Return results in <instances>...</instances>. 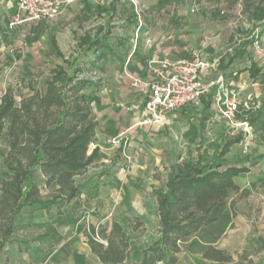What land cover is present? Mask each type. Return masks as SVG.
<instances>
[{
    "label": "rangeland",
    "instance_id": "374dc122",
    "mask_svg": "<svg viewBox=\"0 0 264 264\" xmlns=\"http://www.w3.org/2000/svg\"><path fill=\"white\" fill-rule=\"evenodd\" d=\"M14 1L9 9H16ZM162 2L170 4L171 0H76L58 18L41 23L35 34L28 24L12 26L14 16L0 22V40L15 31L21 52L14 62L0 66V105L6 92H11L17 106L33 90L44 94L47 83L63 72L62 79L82 83L83 93L98 99L95 114L100 120V141L91 147L99 148L100 160L76 177L79 196L62 210L35 215L24 211L12 245L0 255V264H102L88 245L91 227L94 239L105 246L109 238L117 244L126 242L129 256L123 264H139L161 238L159 195L167 192L172 173L194 164L237 170L239 190L231 192L228 201L229 222L218 238L215 229L208 235L217 238L215 247L225 251L232 264H264V131L248 120L264 100L243 96L230 83L235 72L251 65L243 75H259L260 84L264 83V25L253 20L252 26L249 16L256 7L264 11V0H222L229 23L227 45L234 36L256 41L228 68L222 86L217 83L216 88L215 83L212 87L211 109L203 110L200 100L169 114L164 124L140 126L146 96L140 92L136 101L128 103L104 74L121 66L130 51L140 46L145 22L155 16ZM176 2L193 13L205 7L202 0ZM93 7L99 8V16L97 11L91 16ZM95 34L99 45L93 46ZM232 99L238 111L229 120L224 116L225 103ZM101 100L107 104L101 105ZM107 172L109 178H103ZM129 176L132 179L127 182ZM41 181L38 173L35 182L41 185ZM51 191L44 190L42 202L51 200ZM27 220L30 226L25 225ZM115 224L121 228L119 237ZM188 248L187 244L180 253L168 252L157 264H219Z\"/></svg>",
    "mask_w": 264,
    "mask_h": 264
},
{
    "label": "trees",
    "instance_id": "16d2710c",
    "mask_svg": "<svg viewBox=\"0 0 264 264\" xmlns=\"http://www.w3.org/2000/svg\"><path fill=\"white\" fill-rule=\"evenodd\" d=\"M249 16L264 25L261 9L256 7ZM255 41L248 43L253 45ZM91 43L99 45L97 38ZM61 75L63 72L55 74L44 94L35 91L19 106L10 94L2 98L0 139L9 151L4 156L8 178H0V252L24 209H50L74 201L80 194L76 177L98 158V149L90 153L98 127L92 114L95 98L83 93L82 83L74 84V80H64ZM249 123L264 131V106L252 114ZM236 171L194 164L172 173L167 192L161 193L158 200L161 238L156 247L144 253L139 264L162 262L168 252L180 253L187 244L189 252L205 260L232 264L231 257L214 244L232 215L228 201L231 192L239 190ZM38 172L44 177L42 185L35 182ZM44 190H52L48 202L41 201ZM120 229L115 224L118 237ZM213 229L217 231L216 239L208 235ZM90 232L88 244L102 264L125 263L129 256L126 242L117 244L109 238L105 246L94 239V227Z\"/></svg>",
    "mask_w": 264,
    "mask_h": 264
},
{
    "label": "crops",
    "instance_id": "0c3cea01",
    "mask_svg": "<svg viewBox=\"0 0 264 264\" xmlns=\"http://www.w3.org/2000/svg\"><path fill=\"white\" fill-rule=\"evenodd\" d=\"M176 1L177 0H171L170 4L169 2H162V4L160 3L158 4V6H156L155 16L151 17V19H149L150 21L147 20L145 22L146 28H144L142 33V41H140V46H137V48H134L130 51L129 55L125 57L126 60L124 62H120L121 66L118 65L117 68L114 67L112 72L104 74L105 77H107L108 81L112 82V89H115L117 87L116 90L119 93H122L123 100H126L128 103H133L134 101H136L138 99L137 95H141V93L142 95H145L146 98L148 97L149 90L146 88H134L132 86L131 78H138L142 81H150L152 79V74L148 68V62L151 60H168L172 62L179 60H188L191 58L194 51L203 50L207 54L208 60L213 63V67L211 70L206 71L202 74L201 82L203 84L216 83L214 87L217 88L218 80L220 78H222L223 80L227 78L225 74L227 73L228 68L233 66L238 61V59L240 58L239 54H247V49L252 46L248 43L250 41L249 39H239L237 38V36H234L231 40V43L228 44L233 46L229 47L227 45V29L229 23L226 17H224V10L221 8V6L223 5L222 0H202L201 4L205 7L202 9V11H200L201 8H199L195 13L189 12L190 8L188 10L184 9L181 3ZM12 4H16L14 0H0L1 23L4 22V20H6L5 22H8V20H10V18L14 16L16 9H9ZM96 11V16H99V8L96 9L94 7L91 10V16H93ZM41 23L43 24V22L27 23L29 25L28 27L31 26L30 32H33L35 34L36 30L42 28ZM251 23L250 24L253 26V20H251ZM251 25L249 27H252ZM16 37V32L14 31L11 35L6 34L5 37L0 40V53H2V56L0 58V66L6 64L7 62H14L21 53L20 50H18L19 42L16 41ZM96 38L99 40L98 34H95L93 36V39ZM243 41L244 43H242ZM34 53L36 54V52ZM250 67H252V65ZM250 67L235 72L233 80H231V82H227L235 85L237 90H239L243 94V96H253L256 99L262 98L264 100V83L262 85L260 84L258 80L259 75H243L250 70ZM109 74L111 76H109ZM211 89L201 99V106L205 111H209L213 103L212 101L214 98L215 90L212 94H210L212 91ZM105 90H107L106 93L107 96H109V87ZM35 91L38 90H33L32 94H34ZM40 93H42L41 90ZM6 94H10L12 96L11 92H6ZM97 100L98 99L95 98L92 105V114L98 123L95 141L92 146H95V144L100 141V120L98 114H95ZM102 103L107 104L104 103L103 100H101V105H103ZM197 104L190 106L193 107ZM109 107V105L106 106L107 109H109ZM188 107L189 106L183 109H186ZM242 110H244L245 113H249L251 111L248 109ZM142 111H144V106L142 107ZM248 120L241 119L240 122H248ZM114 131H116V128H113L112 132ZM95 149H98V158L95 161L98 162L100 160L99 148H91L90 153ZM8 151L9 148L7 144L3 143L0 139V178L2 179L8 178V170L4 162V156L8 153ZM38 173L42 176L41 182L43 183L44 177L41 172ZM38 173L36 175H38ZM108 173L109 172L104 174L103 178H109L110 173ZM131 179L132 177L129 176L127 182H129ZM119 181H121V178L118 179V182ZM70 204L62 207H52L50 209L35 210L34 208L30 207L24 209L23 212L17 217L9 242L3 249V251L0 252V255L4 254L12 245L17 233L19 218L20 216H23L24 211L29 209L31 210V213L35 215L38 214V212L45 213L51 210H62ZM25 222V225L30 226V220H27Z\"/></svg>",
    "mask_w": 264,
    "mask_h": 264
},
{
    "label": "built area",
    "instance_id": "2783aa9c",
    "mask_svg": "<svg viewBox=\"0 0 264 264\" xmlns=\"http://www.w3.org/2000/svg\"><path fill=\"white\" fill-rule=\"evenodd\" d=\"M76 0H17L14 14L15 25L33 22H46L58 18L64 8ZM194 12V11H193ZM213 63L203 50H196L188 60L168 61L151 60L148 68L152 74L150 81L132 79L136 89L149 90L144 103L140 126L164 124L167 116L187 106L199 103L202 97L215 85L203 84L201 76L211 70ZM222 78L218 80L221 84ZM224 116L232 120L238 111L236 99L226 101Z\"/></svg>",
    "mask_w": 264,
    "mask_h": 264
}]
</instances>
